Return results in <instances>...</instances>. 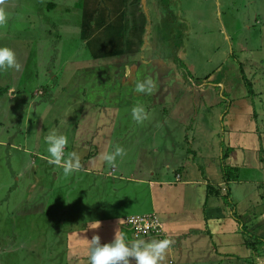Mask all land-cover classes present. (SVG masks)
Returning a JSON list of instances; mask_svg holds the SVG:
<instances>
[{
  "label": "rangeland",
  "instance_id": "obj_1",
  "mask_svg": "<svg viewBox=\"0 0 264 264\" xmlns=\"http://www.w3.org/2000/svg\"><path fill=\"white\" fill-rule=\"evenodd\" d=\"M83 1L8 0L10 18L0 28V47L14 49L22 69L0 70V89L9 88L0 97V264H90L89 240L94 235L102 244L114 239L106 229L89 228L93 220L112 221L116 215L125 228L128 215L151 211L148 184L139 180L153 177L151 172L161 175L165 158L173 161L175 150L183 151L185 131L191 135L197 128L176 127L179 119L164 110L180 105L172 99L180 89L175 85L165 93L166 85L161 91L165 81L177 79L171 64L152 68L137 54L143 48L138 37L146 30L154 41L147 50L152 54H170L178 42L185 71L191 73L188 82L193 77L199 86L210 76L216 80V63L227 54L214 49L222 43L226 50L230 42L220 31L228 29L233 55L240 44L261 45L264 54V0H156L163 10L160 22L159 15L140 9V0H89L90 6ZM195 25L215 39L196 44L200 37L192 33L200 28ZM237 67L241 75L232 72L239 77L234 92L253 90L264 61L256 66L238 62ZM147 78L154 81L153 92H136V82ZM223 96L217 97V107L228 105ZM137 104L150 114L142 124L132 119ZM206 119L202 122L210 126L215 147L222 128L215 118ZM51 130L68 136L66 153L81 156L79 172L66 177L42 158L49 155L45 137ZM95 146L98 154L92 153ZM116 146L126 155L117 158L115 167L104 162L102 169H92L101 162V151ZM112 168L115 172L108 175ZM127 237L137 239L133 233Z\"/></svg>",
  "mask_w": 264,
  "mask_h": 264
},
{
  "label": "crops",
  "instance_id": "obj_2",
  "mask_svg": "<svg viewBox=\"0 0 264 264\" xmlns=\"http://www.w3.org/2000/svg\"><path fill=\"white\" fill-rule=\"evenodd\" d=\"M83 3L90 6L89 0H84ZM139 5L142 6L141 0ZM146 11L150 15H159L158 22L162 20L156 0H151ZM195 28H200L192 33L200 37L195 41L196 44L215 39L212 33L204 32V27L195 25ZM217 29L214 28L213 32ZM227 30L219 32H225V38L230 40L226 50L221 42L214 45V49L227 53L216 63V80L210 76L202 80L203 86H199L193 77L192 83L188 82L190 79L187 76H191V73L185 71L182 63L183 50L179 48L170 54L159 50L152 54L147 52L154 44L148 31L138 37L137 43L143 41V48L137 54L145 65L156 68L169 63L175 71L177 79L165 81L161 91L167 85L170 89L165 93H171L176 85L180 94L172 99L179 101L180 105L176 109L164 106V110L173 111V115L179 119V124L174 123L176 127L184 123L189 128H197L191 135L185 131L186 144L183 151L178 152L176 149L173 161L165 158L166 164H163L162 171L165 170L161 175L156 177L155 172H151L153 177L139 180V183L148 184L152 200L151 211L142 214H157L163 229L160 236L149 234L141 238H145V241L164 238L173 241L164 264H264V69L261 70V77L254 89L246 87L240 94H236L233 89L239 77L232 74L237 69L239 76L241 75L238 62H252L256 66L264 61V54L261 45L238 44L240 51L238 55H233L231 50H234V43ZM260 31L264 45V28ZM142 49L145 50V55L142 54ZM165 76L160 75L159 78ZM221 94L228 105L217 107L215 102ZM206 109L210 112L205 117L203 112ZM189 114L190 118L187 117ZM259 116L262 118L260 121ZM212 117L218 121L223 132L220 143L215 147L211 144V136L214 135L210 126L205 128L202 122H207L206 118ZM198 138L203 140L199 141ZM178 140L179 137L176 142ZM95 148V154H98V148ZM166 154L169 158L172 152L168 149ZM98 156L94 155L93 158ZM103 163L95 161L92 169H102ZM225 168H228V178V175L225 176ZM230 168L237 170L238 175ZM114 172L115 169L112 168L107 174L112 175ZM111 219L116 225L109 219L93 220L106 222L96 231L106 229L107 233H111L112 239L115 230L121 227L120 230L127 236L132 235V229L126 224V220L124 228L123 224H118L116 215L111 216ZM248 239L256 242L258 251L254 252L249 247ZM131 264L135 262L132 261Z\"/></svg>",
  "mask_w": 264,
  "mask_h": 264
},
{
  "label": "clouds",
  "instance_id": "obj_3",
  "mask_svg": "<svg viewBox=\"0 0 264 264\" xmlns=\"http://www.w3.org/2000/svg\"><path fill=\"white\" fill-rule=\"evenodd\" d=\"M9 18L8 0H0V28H5L8 25ZM9 69L19 72L22 69V64L17 60L14 49L2 46L0 47V70L7 71ZM154 87V81L151 78H147L136 82L135 91L150 95ZM131 115L134 121L142 124L149 119L150 114L142 104H137L132 108ZM45 141L48 145L47 152L49 155L42 158L47 159L49 164L62 168L66 177L82 169L81 156L75 151L66 153V148L69 144V138L66 134L51 130L45 137ZM125 155V150L120 146H116L113 151L101 153L98 159L115 167L117 158H122ZM132 222L134 223V221ZM118 224L122 225L123 220H119ZM88 227L99 229L101 222L96 220ZM120 229L121 227H118L115 230L114 239L109 243L102 244L99 235H94L89 240L90 264H131L132 259L135 260V264H164L168 250L173 243L171 239L164 238L151 241L138 238L129 239L126 233Z\"/></svg>",
  "mask_w": 264,
  "mask_h": 264
},
{
  "label": "built area",
  "instance_id": "obj_4",
  "mask_svg": "<svg viewBox=\"0 0 264 264\" xmlns=\"http://www.w3.org/2000/svg\"><path fill=\"white\" fill-rule=\"evenodd\" d=\"M158 218L156 215H130L126 219V224L131 227L136 238L149 234L160 236L163 234V229Z\"/></svg>",
  "mask_w": 264,
  "mask_h": 264
},
{
  "label": "trees",
  "instance_id": "obj_5",
  "mask_svg": "<svg viewBox=\"0 0 264 264\" xmlns=\"http://www.w3.org/2000/svg\"><path fill=\"white\" fill-rule=\"evenodd\" d=\"M159 1V0H158ZM140 2V1H139ZM160 2V1H159ZM140 9L142 10V6L140 7ZM161 10V13H162V15H163V10L162 9H160ZM174 37V36H173ZM173 37H172V39H173ZM153 41V40H152ZM154 43V41L152 42V44ZM178 43V42H177ZM170 44V43H169ZM172 47H173V43H172ZM179 48H178V45L176 46V48L172 51V53H175L177 50H178ZM184 65V64H183ZM9 90V88H7V89H0V97L2 96V95H4V93L5 92H7ZM93 154H95V151L94 152H92ZM94 156V155H93ZM227 169L228 168H225V176H227V178L229 177V173H228V171H227ZM247 244L249 245V247L255 252V251H258V246H257V244H256V242H253V241H251V239H248L247 240Z\"/></svg>",
  "mask_w": 264,
  "mask_h": 264
},
{
  "label": "water",
  "instance_id": "obj_6",
  "mask_svg": "<svg viewBox=\"0 0 264 264\" xmlns=\"http://www.w3.org/2000/svg\"><path fill=\"white\" fill-rule=\"evenodd\" d=\"M142 6L147 10V0H141Z\"/></svg>",
  "mask_w": 264,
  "mask_h": 264
}]
</instances>
